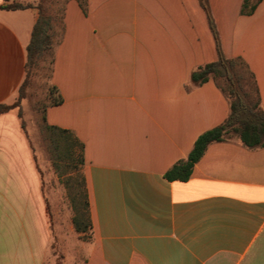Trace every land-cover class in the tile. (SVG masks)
<instances>
[{"label": "crops", "instance_id": "1", "mask_svg": "<svg viewBox=\"0 0 264 264\" xmlns=\"http://www.w3.org/2000/svg\"><path fill=\"white\" fill-rule=\"evenodd\" d=\"M208 0L225 56L256 78L264 108V0ZM40 0H0L36 6ZM35 7L0 8V105L27 77ZM52 84L63 103L49 125L84 144L92 230L84 241L64 191L37 158L19 113L0 115V264H264V148L211 144L187 182L165 174L231 113L211 80L217 61L200 0H77L66 6Z\"/></svg>", "mask_w": 264, "mask_h": 264}, {"label": "trees", "instance_id": "2", "mask_svg": "<svg viewBox=\"0 0 264 264\" xmlns=\"http://www.w3.org/2000/svg\"><path fill=\"white\" fill-rule=\"evenodd\" d=\"M53 1L54 0H40L36 6L12 3L0 7L9 10L35 7L38 10V18L27 48L26 80L20 89L16 103L13 105H0V115L19 107L23 88L30 73V68L39 66L47 61L48 57L51 58L52 83L56 53L54 41L56 29L58 24L62 25L64 22L66 6L70 0L64 2L60 15L55 14L53 11H48L46 2ZM77 1L85 11L88 0ZM260 2L261 0H245L242 6V14H252ZM200 4L208 17L209 26L216 42L218 59L214 63L200 67L192 73L191 78L196 85H204L212 80L228 99L231 113L222 125L200 135L189 153L188 158L177 162L165 174L166 180L171 182H187L190 180L194 166L203 158L208 147L213 143L225 141L230 132L237 135V138L248 148H264V108L261 105L256 78L243 59H229L225 56L210 11L209 2L208 0H200ZM246 77L250 79L249 83H251L250 86L252 89H244ZM51 86L49 90L51 102L46 109L63 103V99L59 95L57 88L53 84ZM45 112L42 129L48 144L50 160L55 172H59L61 165L66 162L67 167L76 172L79 176L77 186L71 188L68 194L74 212V228L81 238L88 240L92 230V220L86 180L83 174V167L85 164L84 144L73 132L49 125ZM19 116L21 118V114H19Z\"/></svg>", "mask_w": 264, "mask_h": 264}, {"label": "rangeland", "instance_id": "3", "mask_svg": "<svg viewBox=\"0 0 264 264\" xmlns=\"http://www.w3.org/2000/svg\"><path fill=\"white\" fill-rule=\"evenodd\" d=\"M66 0H54L53 2H46L48 11H53L55 14L60 15V11ZM63 25V24H62ZM57 25L55 36V47L62 39L63 26ZM51 58L48 57L47 61L43 62L39 66H33L30 68L27 82L23 88L22 98L19 102V107L13 109L21 114V120L23 128L30 137V141L33 149L37 153V158L43 160L44 168L47 167L48 172L53 174V180L48 183V187H58L61 191H64L68 203L72 208L71 201L69 200V191L74 186H77L79 176L67 167L66 162L61 165L59 172H55L52 162L50 160V153L48 144L42 129L43 117L46 107L50 104L51 98L49 90L52 87L51 73L52 65L50 64ZM250 79L246 77L244 82V89H252L250 86ZM227 138H237L233 132L227 135ZM81 240L86 241L81 238ZM54 260L56 264H72L71 259H66V255L61 253L59 246L55 245L53 252Z\"/></svg>", "mask_w": 264, "mask_h": 264}]
</instances>
